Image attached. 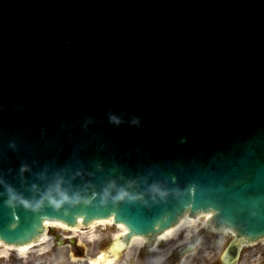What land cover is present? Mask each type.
<instances>
[{"label":"water","instance_id":"95a60500","mask_svg":"<svg viewBox=\"0 0 264 264\" xmlns=\"http://www.w3.org/2000/svg\"><path fill=\"white\" fill-rule=\"evenodd\" d=\"M207 211L264 236V0H0V239Z\"/></svg>","mask_w":264,"mask_h":264},{"label":"flooded vegetation","instance_id":"af4514ba","mask_svg":"<svg viewBox=\"0 0 264 264\" xmlns=\"http://www.w3.org/2000/svg\"><path fill=\"white\" fill-rule=\"evenodd\" d=\"M118 237L109 228L99 230L94 238L86 235H54L46 259L35 258L25 264H226L219 259V254H215L216 250L209 255L205 248L211 246L212 239L204 234L199 235L198 241L195 239L196 243L189 247L190 251L181 241L172 245L160 243L154 249L147 244L122 247L117 243ZM218 239L215 238L212 245L218 246ZM0 264L7 263L3 261ZM232 264H264V245L242 246L238 259Z\"/></svg>","mask_w":264,"mask_h":264},{"label":"bare ground","instance_id":"6f19581e","mask_svg":"<svg viewBox=\"0 0 264 264\" xmlns=\"http://www.w3.org/2000/svg\"><path fill=\"white\" fill-rule=\"evenodd\" d=\"M208 216V215H207ZM204 218H207V217H204ZM203 218V219H204ZM200 220V219H198V218H190L189 216H186V218H182V221H181V223H179L178 224V226H176L175 227V229H169L168 230V232L166 233V234H162L160 237H159V239L161 238V239H169V238H175L179 233H180V231H182V229H186V228H188V229H190V230H192V229H194V228H196L200 223H201V221H202V223H204V220ZM50 224H52V223H50ZM52 225H54V226H60V227H64V228H66L65 226H63L62 224H60V223H58V222H55V223H53ZM95 227V226H94ZM94 227H92V228H94ZM119 228H121V229H123V226L122 225H119ZM142 242H143V238H141V237H135V238H133V240H132V244H134V245H140V244H142ZM36 243H31V244H29L28 246H26L24 249H19V247H17V248H14V247H12V246H7V245H4V244H2V243H0V254H3V255H5V254H7L8 252H9V250L11 249H14V250H16L17 251V253H20V254H24L25 252H27L30 248H32L31 246H36V245H38V244H36Z\"/></svg>","mask_w":264,"mask_h":264},{"label":"rangeland","instance_id":"374dc122","mask_svg":"<svg viewBox=\"0 0 264 264\" xmlns=\"http://www.w3.org/2000/svg\"><path fill=\"white\" fill-rule=\"evenodd\" d=\"M200 226H198L197 227V229L199 228ZM114 232L116 231V230H114V229H112ZM186 232H187V230H185ZM56 232H58V231H56ZM210 237H211V239H212V241H211V246H208V248L206 247L205 249H207L208 251H209V255L212 253V251H214V250H216V246H214V245H212V242H213V239H214V237H221V235L219 234V235H215V234H211L210 235ZM202 240H203V242H205L204 240L205 239H203L202 238ZM45 244H41L40 246H39V248L41 247H43ZM37 248H33V249H31L28 253H26V255L25 256H23V257H19V255H13V254H11V255H9L8 256V260H14V261H17V260H26V261H28V260H34L35 258L36 259H38V260H43V259H46V257L45 258H43L42 256L43 255H37V257H35V255H32V254H35V250H36ZM221 249V247H218L217 248V250H220ZM219 252V251H218ZM218 252H215V254L217 255L218 254ZM202 253V250L200 251V254ZM206 256V255H205ZM210 260H211V258H209ZM205 261L207 260V258H205L204 259Z\"/></svg>","mask_w":264,"mask_h":264}]
</instances>
